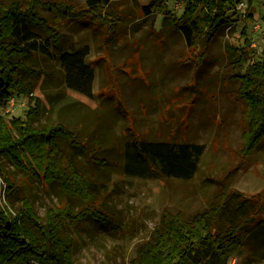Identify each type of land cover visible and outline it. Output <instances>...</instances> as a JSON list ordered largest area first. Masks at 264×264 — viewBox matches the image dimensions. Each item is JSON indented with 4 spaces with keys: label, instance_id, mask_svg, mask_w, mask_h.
Instances as JSON below:
<instances>
[{
    "label": "rangeland",
    "instance_id": "1",
    "mask_svg": "<svg viewBox=\"0 0 264 264\" xmlns=\"http://www.w3.org/2000/svg\"><path fill=\"white\" fill-rule=\"evenodd\" d=\"M18 1L25 4L27 0ZM65 1L76 8L86 4V0ZM151 1L110 0L107 25L92 18L60 20L40 7L42 16L60 28L65 50L87 51L86 62L94 72L91 92L70 86L60 51L42 31L33 29L37 48L25 63L40 73L34 77L25 73L29 84L35 82L31 93L20 96L16 106L8 104L4 112L9 118H25L39 98L41 116L34 125L64 122L78 130L95 156L107 161L96 163L64 143L67 154L93 179L97 202L115 220L112 226L91 219L66 224L65 234L73 239L74 264H131L142 245L153 239L163 215L191 217L233 191L242 195L231 196L221 224L254 208L260 209L254 222L262 219L263 224L245 239L230 263L264 264V140L249 155L242 153L246 120L239 76L244 70L235 67L228 51V46L242 47L248 37L254 57L262 56L264 0H253L252 8L243 0L245 8L229 12L235 25L220 29L196 51L179 31L164 25L162 13L147 14L142 9ZM162 1L175 13L183 10L177 0ZM95 134L101 149L96 148ZM136 138L204 145L197 171L190 179L128 175L124 149ZM0 172L19 188L11 196L14 207L19 203L17 196L28 189L42 217L48 207L64 199L76 209L84 206L81 200L69 199L57 184L49 187L33 180L7 157L0 156ZM6 186L0 176L3 206L9 202L3 196ZM242 198L247 199L243 207L236 208Z\"/></svg>",
    "mask_w": 264,
    "mask_h": 264
},
{
    "label": "trees",
    "instance_id": "2",
    "mask_svg": "<svg viewBox=\"0 0 264 264\" xmlns=\"http://www.w3.org/2000/svg\"><path fill=\"white\" fill-rule=\"evenodd\" d=\"M177 1L182 3L181 13L170 10L162 0H152L142 9L147 14L162 13L164 25L179 31L190 49L196 51L211 42L220 29L235 25L229 12L237 7L239 0ZM247 1L249 8L253 0ZM109 6L110 0H86L82 8L65 0H27L25 4L18 0L10 4L0 2V156L7 157L33 180L49 187L57 184L69 199L84 203L76 209L64 199L60 205L48 207L42 217L35 211L28 189L17 196L19 203L14 207L11 196L19 188L6 173L0 172L7 185L5 198L9 200L5 206L0 203V264H74L73 239L65 234L68 222L78 224L91 219L105 226L115 225V220L107 216L94 196L93 179L64 148L67 143L90 160L107 163L94 155L96 151L91 150L78 130L64 122L34 125L41 116L39 98L29 106L25 118H9L4 112L12 96L31 93L35 82L29 84L25 73L32 77L40 73L25 63V58L37 48L33 29L42 31L60 51L62 64L69 70L70 86L91 92L94 72L86 62L87 51L65 50L60 28L42 16L39 8H47L60 20L92 18L107 25ZM228 51L235 67L244 70L239 76L246 120L242 153L249 155L264 140V50L256 59L252 40L245 37L242 47L228 46ZM94 142L96 148L101 149L96 134ZM125 146V172L131 176L157 178H192L204 150V145L197 143L139 138ZM234 194L242 195L236 191L223 194L216 205L188 218L179 213L163 215L153 239L142 245L131 264H231V258L245 239L263 224L262 219L254 222L255 215L260 213L256 208L221 224ZM246 200L242 198L236 208L243 207Z\"/></svg>",
    "mask_w": 264,
    "mask_h": 264
},
{
    "label": "built area",
    "instance_id": "3",
    "mask_svg": "<svg viewBox=\"0 0 264 264\" xmlns=\"http://www.w3.org/2000/svg\"><path fill=\"white\" fill-rule=\"evenodd\" d=\"M246 6H247V5H246V2H244L243 0H239L238 5H237V7H238L239 9H243V8H245ZM18 99H19V97H17V96H12V97L9 99L8 104H10L11 107L16 106V105H17V101H18ZM3 196H4V198H5V194H4Z\"/></svg>",
    "mask_w": 264,
    "mask_h": 264
}]
</instances>
